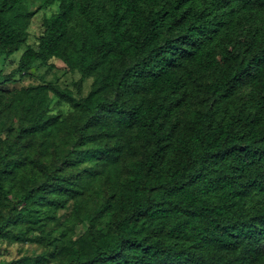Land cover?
<instances>
[{
	"label": "trees",
	"instance_id": "obj_1",
	"mask_svg": "<svg viewBox=\"0 0 264 264\" xmlns=\"http://www.w3.org/2000/svg\"><path fill=\"white\" fill-rule=\"evenodd\" d=\"M37 1L58 12L34 49L31 0H0V58L26 46L0 81L61 60L93 82L0 87V243L57 231L62 264H264V0Z\"/></svg>",
	"mask_w": 264,
	"mask_h": 264
},
{
	"label": "rangeland",
	"instance_id": "obj_2",
	"mask_svg": "<svg viewBox=\"0 0 264 264\" xmlns=\"http://www.w3.org/2000/svg\"><path fill=\"white\" fill-rule=\"evenodd\" d=\"M31 2L33 3L34 10L36 9V13L28 30L29 39L27 46L38 49L39 38L44 32L43 22L52 14L57 13L58 7L57 5L45 7L37 0H31ZM25 48L26 46L11 57L0 58V73L2 75L8 76L18 68L21 55ZM80 79L81 75L78 72H70L61 60H53L47 64L42 62L36 63L27 76H14L13 79L7 83L0 81V87L9 90H21L30 85L50 82L62 87H69L76 92L77 96L85 97L91 90L93 80L87 79L83 82L82 86L78 88ZM51 109L53 113L62 112L64 116L69 115L72 111L69 104L59 103L55 100L51 103ZM14 128L17 130V122ZM70 212L71 206L66 210L60 211L58 220L50 224L48 231L62 229ZM83 230V225L78 226L77 234H80ZM60 237L61 234L55 231L52 238H49L47 233L41 236H37L36 233H33L30 239L26 241L3 240L0 243V261L7 263L21 261L22 263L30 262V264H62L61 253L68 243L62 244L61 242L64 240L60 239Z\"/></svg>",
	"mask_w": 264,
	"mask_h": 264
}]
</instances>
